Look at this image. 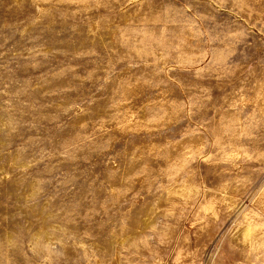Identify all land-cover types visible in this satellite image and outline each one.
<instances>
[{"label":"rangeland","instance_id":"obj_1","mask_svg":"<svg viewBox=\"0 0 264 264\" xmlns=\"http://www.w3.org/2000/svg\"><path fill=\"white\" fill-rule=\"evenodd\" d=\"M0 264H264V0H0Z\"/></svg>","mask_w":264,"mask_h":264}]
</instances>
